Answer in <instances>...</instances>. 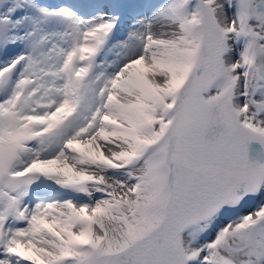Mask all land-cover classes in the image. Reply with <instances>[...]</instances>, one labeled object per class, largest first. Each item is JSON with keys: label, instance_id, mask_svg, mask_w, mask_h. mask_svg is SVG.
Masks as SVG:
<instances>
[{"label": "snow or ice", "instance_id": "1", "mask_svg": "<svg viewBox=\"0 0 264 264\" xmlns=\"http://www.w3.org/2000/svg\"><path fill=\"white\" fill-rule=\"evenodd\" d=\"M0 264H264V0H0Z\"/></svg>", "mask_w": 264, "mask_h": 264}]
</instances>
